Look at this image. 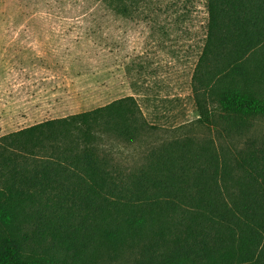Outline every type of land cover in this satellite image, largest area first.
<instances>
[{"label":"trees","instance_id":"trees-1","mask_svg":"<svg viewBox=\"0 0 264 264\" xmlns=\"http://www.w3.org/2000/svg\"><path fill=\"white\" fill-rule=\"evenodd\" d=\"M100 1L131 20L148 19L154 3ZM205 8L199 120L239 130L264 116V0ZM149 129L128 96L1 136L0 264H96L132 250L139 264H264V152L236 158L237 175L189 140L161 145L132 171L114 165L104 138L133 145Z\"/></svg>","mask_w":264,"mask_h":264},{"label":"rangeland","instance_id":"rangeland-1","mask_svg":"<svg viewBox=\"0 0 264 264\" xmlns=\"http://www.w3.org/2000/svg\"><path fill=\"white\" fill-rule=\"evenodd\" d=\"M146 13L131 20L100 0H0V137L132 96L149 133L133 145L104 138L114 165L132 171L161 145L189 140L192 149L226 157L239 174L236 158L264 152V116L239 130L199 120L194 75L205 0H154ZM210 101L204 105L213 111ZM213 233L205 231L210 242ZM138 252L96 264H139Z\"/></svg>","mask_w":264,"mask_h":264}]
</instances>
